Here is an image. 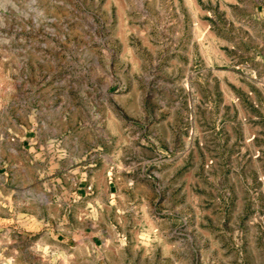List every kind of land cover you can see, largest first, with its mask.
I'll return each instance as SVG.
<instances>
[{"label":"rangeland","instance_id":"374dc122","mask_svg":"<svg viewBox=\"0 0 264 264\" xmlns=\"http://www.w3.org/2000/svg\"><path fill=\"white\" fill-rule=\"evenodd\" d=\"M234 1L0 0V126L112 155L120 199L77 228L159 235L138 264H264V11ZM31 171L29 198L1 175L0 264H64Z\"/></svg>","mask_w":264,"mask_h":264},{"label":"crops","instance_id":"0c3cea01","mask_svg":"<svg viewBox=\"0 0 264 264\" xmlns=\"http://www.w3.org/2000/svg\"><path fill=\"white\" fill-rule=\"evenodd\" d=\"M258 1L260 3L257 2V5L264 11V0ZM31 132L28 126L17 132L15 119L0 126V178L8 170L12 189L15 192L24 191L25 198H29L31 196L27 193L34 188L30 182L32 168L41 167L47 177H53L55 183L51 190L59 193L56 197L60 210L58 215L60 223L65 226V235L49 236L56 241L59 248L54 252L63 257L64 264H138L137 254L140 253L144 258L148 248L159 247L151 245L152 239L159 235H81L82 232L77 228L79 223L88 225L96 208L112 207L120 199L118 183L115 181L120 167L118 169L114 164L112 155L91 152L81 154L76 150V139L73 137L70 142L72 146L66 144L45 164L42 153H33L34 139L30 138ZM12 138L19 140L20 145L11 143L9 140ZM124 170L128 171L127 168ZM39 189L43 192L45 188L41 185ZM50 197L52 199L54 196ZM143 199L148 200L149 197L143 196ZM127 200L134 201L132 197ZM29 220L33 221V218ZM143 258L140 264H143Z\"/></svg>","mask_w":264,"mask_h":264}]
</instances>
